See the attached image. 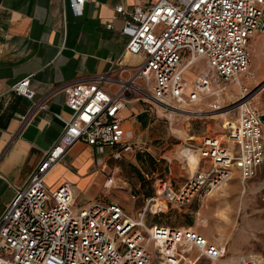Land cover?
<instances>
[{
  "label": "built area",
  "instance_id": "obj_1",
  "mask_svg": "<svg viewBox=\"0 0 264 264\" xmlns=\"http://www.w3.org/2000/svg\"><path fill=\"white\" fill-rule=\"evenodd\" d=\"M85 1L69 0V5L81 15ZM117 17L123 19L122 32L129 38L126 49L144 59L117 91L106 87L107 75L64 87L72 115L55 114L64 122L61 136L0 216V264H179L185 250L197 249L211 262L227 254L226 246L191 227L152 221L169 208L179 209L220 191L237 174L243 181L251 179L264 164V113L242 79L251 63L248 44L264 31V0H153L149 6L132 8L118 4ZM202 60L205 66L195 78L193 94H211L216 85L228 91L237 83L238 117L224 124L226 140L206 135L197 150L190 144L188 149L196 150L198 159L191 171L185 154L184 168L190 174L183 185L159 179L138 216L112 200L78 205L69 181L55 189L47 186V172L77 142L90 145L95 153L109 147L115 158L132 149L122 118L129 103L143 102L147 112L155 105L179 110L194 104L196 99L185 97V72ZM30 81L26 77L14 88L32 99ZM115 185V176L109 174L105 189ZM237 260L262 264L252 255Z\"/></svg>",
  "mask_w": 264,
  "mask_h": 264
},
{
  "label": "crops",
  "instance_id": "obj_2",
  "mask_svg": "<svg viewBox=\"0 0 264 264\" xmlns=\"http://www.w3.org/2000/svg\"><path fill=\"white\" fill-rule=\"evenodd\" d=\"M152 1L86 0L82 14L77 15L69 0H0V216L16 189L27 183L61 136L64 122L55 114L66 118L72 115L64 87L107 75L110 80L105 82L106 87L117 91L122 82L133 76L144 56L126 49L129 38L122 32L123 19L114 18L115 7L149 6ZM26 77L31 79L32 99L14 88ZM136 103H129L132 109L128 105L122 117L130 139V128L140 127L133 118ZM187 151L183 150L186 155ZM93 152L85 142L75 143L47 172V186L55 189L69 181L78 205L96 199L112 200L100 197L101 191L92 190V175L97 172L89 171L94 164ZM185 162L174 168L169 164L171 178L178 186L184 184L186 173L190 172L185 170ZM104 183L105 180L103 186ZM231 196L225 187L197 198V209L192 204L181 210L191 213L193 220L180 226L191 227L210 241L223 243L234 224ZM127 197L116 202L136 216L144 203L140 198ZM222 215L225 220L220 218ZM182 257L180 254L179 264Z\"/></svg>",
  "mask_w": 264,
  "mask_h": 264
},
{
  "label": "rangeland",
  "instance_id": "obj_3",
  "mask_svg": "<svg viewBox=\"0 0 264 264\" xmlns=\"http://www.w3.org/2000/svg\"><path fill=\"white\" fill-rule=\"evenodd\" d=\"M248 49L251 63L242 79L248 83L249 94L253 96L254 105L264 113V31L257 32L251 38ZM204 66L202 60L185 72L188 81L185 97L188 101L198 100L197 104L183 106L184 111L155 105L152 112H147L144 111L145 104L137 102L134 104L136 110L133 118L140 127L139 130L130 128L133 130V136L130 139L133 143L132 149L123 151L119 158L111 154L112 149L109 147L102 153L93 152L91 156L94 164L89 171L97 170L92 175L94 185L92 190L101 191L100 197L123 201L129 195L131 198H140L145 206L147 199L151 197L148 194L154 195L159 179H172L173 174L170 173L169 164L171 163L174 168L179 165L178 163L186 160L183 150L188 149L190 144L196 149L206 135H218L226 140L224 135L228 131L224 128V124L228 120L235 121L238 117L236 101L239 90L232 86L229 91L231 94L226 91L219 92L220 86L216 85L212 95L199 92L193 94L195 78ZM218 92L222 98L218 97ZM220 98L222 105L214 108L212 105L218 103L217 100ZM170 110H176L178 114L173 121L168 116ZM191 110L200 112L190 113ZM227 110H231V114L226 117L222 113ZM190 152L189 149L186 153ZM194 159H196L195 156L192 157V160ZM109 174L115 176L116 185L107 190L103 182ZM189 174L186 173V175ZM176 187H178L177 184ZM225 187L232 193L234 208L232 233L227 240L220 243L226 246V256L219 261L211 262L197 249L185 250L181 251L182 256L184 255L181 264H240L237 259L241 255L255 256L264 264V164L258 168L251 179L243 181L238 174L223 188ZM196 199L190 204H193L194 210L199 203ZM188 206L179 209L169 208L168 212L155 215L153 221L168 225L190 223L193 220L191 213L181 211ZM139 213L140 210L136 216ZM220 218L226 219L225 215ZM147 219L149 222L152 221L151 216ZM150 249L156 252V246L153 243L150 244Z\"/></svg>",
  "mask_w": 264,
  "mask_h": 264
},
{
  "label": "bare ground",
  "instance_id": "obj_4",
  "mask_svg": "<svg viewBox=\"0 0 264 264\" xmlns=\"http://www.w3.org/2000/svg\"><path fill=\"white\" fill-rule=\"evenodd\" d=\"M188 70V69H187ZM186 70V71H187ZM242 78V77H241ZM239 81H241V79H240V77H237V82H239ZM232 86H234L235 88H237V83H233V85ZM213 89H214V87H213ZM213 89H211V90H213ZM238 89V88H237ZM236 89V90H237ZM219 92H222V89L219 87V90H218ZM229 91H231V90H228V91H226V93H230ZM218 92V97H221L222 98V95H220V93ZM212 94H214L213 92L210 94V95H212ZM231 94V93H230ZM221 98L220 99H218L217 100V102L218 103H222L220 100H221ZM220 101V102H219ZM197 102L198 101H196L195 102V104H197ZM158 106H160V105H158ZM163 108V107H162ZM170 109H172V108H170ZM179 110H182V111H184L185 109H179ZM190 113H198V112H200V111H196V110H191V111H189ZM231 112V110H227V111H225V112H223L222 114L224 115V116H228L229 114H231L230 113ZM177 113V111L176 110H170L169 111V113H168V116H169V118H171L172 119V121L173 120H175L176 119V117H177V115L178 114H176ZM228 123V121L226 122V124ZM225 138H226V136H224ZM187 150H189V149H187ZM191 150V149H190ZM193 156H195V158L196 159H194V160H192V157ZM187 157H188V165H189V169L191 170V171H194L195 170V168H196V164H197V159H198V153L195 151V150H191V152L188 154L187 153ZM195 163V165L193 164V163Z\"/></svg>",
  "mask_w": 264,
  "mask_h": 264
},
{
  "label": "trees",
  "instance_id": "obj_5",
  "mask_svg": "<svg viewBox=\"0 0 264 264\" xmlns=\"http://www.w3.org/2000/svg\"><path fill=\"white\" fill-rule=\"evenodd\" d=\"M152 194H148V196H151Z\"/></svg>",
  "mask_w": 264,
  "mask_h": 264
}]
</instances>
